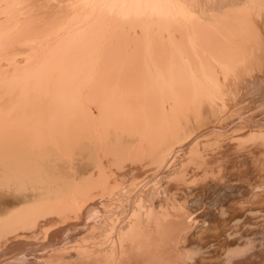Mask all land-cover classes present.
Returning <instances> with one entry per match:
<instances>
[{
  "label": "bare ground",
  "instance_id": "bare-ground-1",
  "mask_svg": "<svg viewBox=\"0 0 264 264\" xmlns=\"http://www.w3.org/2000/svg\"><path fill=\"white\" fill-rule=\"evenodd\" d=\"M263 78L264 0H0V264H264Z\"/></svg>",
  "mask_w": 264,
  "mask_h": 264
},
{
  "label": "rangeland",
  "instance_id": "rangeland-1",
  "mask_svg": "<svg viewBox=\"0 0 264 264\" xmlns=\"http://www.w3.org/2000/svg\"><path fill=\"white\" fill-rule=\"evenodd\" d=\"M72 17H73V19H72ZM72 17L69 18V16H68V17H66V19H67V18H69V19H67V20H66V19H65V20H62L61 22H70L69 20H71V22H75V20H74L75 15L72 16ZM73 20H74V21H73ZM89 23L92 24V22H84V23H83V22H80V25H81V26H79L78 21L75 22V25H76V26H75V29H76V30H75V38H79V39L82 38V39H83L85 36L88 35L87 30H89V29H88V25H90ZM85 24H86L87 26H86ZM77 26H79V27H77ZM82 27L86 29L85 32H84V31H83V33L80 32V33H82V34L84 35V37H83L82 35H80L79 32H77L79 28H80V29H83ZM76 33H78V34L76 35ZM84 33H86L87 35H85ZM79 36H80V37H79ZM11 61H12V60H11ZM8 62H10V61H9V60H8V61L6 60L5 63H8ZM263 81H264V78H263V80H262L261 82H263ZM260 85H261V84H260ZM260 87H261V89H263L262 92L264 93V86L261 85ZM252 90H253V91H251V94L253 95V94H254L253 92H255V89H252ZM262 92L259 94V96H258V94H256V93L254 94L255 97H257V98L260 97V98H258V99H259V102H261V103H257V104H255L254 106H251V109L249 108V110L245 111V113L243 112L242 115H240V116L242 117V119H245V120H250L249 117L252 116L253 119H254V120L252 121V124L255 125V126L264 125V113H263V112H264V111H263V110H264V108H263L264 105H262V102H263V104H264V98L261 97L262 95L264 96V94H263ZM257 98H254V99H257ZM262 99H263V100H262ZM261 100H262V101H261ZM260 104H261L262 106H261ZM240 106H242V105H240ZM256 106H257V108H255ZM258 106H259L260 108H258ZM238 107H239V106H238ZM252 107H253V108H252ZM254 109H255L256 112L254 111ZM261 109H262V110H261ZM260 111H261V112L263 111V112H262L263 115L261 114ZM229 113H230V112H228V114H229ZM250 113H251V114H250ZM255 113H256V115H258L259 117L261 116V118H258V116H256ZM259 113H260L261 115H260ZM247 114H248V115H247ZM233 115H234V116H233ZM244 115H245V116H244ZM246 115H247V116H246ZM253 115L256 116V117H254ZM231 116H232V117H231ZM237 116H238V114L231 113V114H229V115H227V116L225 117V119H224V121H223V124H222V125H224V126L227 125V126L225 127V129H223V130H225V132H226V131H232V130H234V129L236 128L237 124L239 123V120L236 119V118H238ZM244 117H245V118H244ZM252 117H251V120H252ZM227 118H228V120H227ZM231 118H232L233 120H235V119H236V120L233 121ZM255 118H256V119L258 118V120H255ZM230 119H231V120H230ZM229 120H230V121H229ZM232 121H233V122H232ZM231 122H232V123H231ZM255 122H256V124H254ZM257 122H258V123H257ZM229 123H230V124H229ZM235 123H236V124H235ZM228 124H229V125H228ZM229 128H230V130H229ZM206 135H207V133H205L204 136H206ZM182 158H184V156H182L181 158L178 159L179 162H181L180 160H182ZM179 162H178V163H179ZM174 163H175V161H174ZM174 163L170 162V164H168V165H170V166H169V167L167 166V168H168V170H170V172H171V171H174V170L176 169V164H174ZM176 163H177V161H176ZM172 164H174L175 166L172 165ZM171 165H172V166H171ZM174 167H175V168H174ZM167 168H166V169H167ZM166 169H165V170H166ZM170 172H169V173H170ZM152 173H154V172H151V173H149L148 175H151ZM163 174H165V173H163ZM170 174H171V173H170ZM163 176H164V175H163ZM170 179L172 180V178H171L170 175L168 174L167 177H164V179H163V183H165L167 180H170ZM173 179H174V178H173ZM259 182H260V181H259ZM210 183H211V182H210ZM226 185H227V184H226ZM229 185H231V184H229ZM222 186H223V185H222ZM232 186H233V185H232ZM232 186H229V187H232ZM252 186L255 187V183L252 184L251 187H252ZM229 187H228V185H227L226 188H229ZM163 193H164V189H163ZM134 195H136V193H135ZM134 195H133V196H134ZM158 198H159V200H157ZM122 201H123V200H122ZM122 201H121V203H122ZM163 201H164V202H167V196L165 197V195H163V196L160 195V196L156 197L155 199H153V201H152L151 203H152V204H153V203H157V204L159 205V204H162ZM121 203L117 204V205L119 206L118 209H117V205H116V207H114L115 204H114V202H113V206L111 207L110 210L113 211L112 209H114V210L116 211V209L119 210V209L121 208V210H123V212H124V209H126V208H127V209H130V208H131V204L129 203V206H130V207H129V206H128V203H127L126 200H124V202H123L122 204H121ZM120 204H121V207H120ZM123 204L125 205L126 208L124 207ZM252 204H253V203H252ZM252 204L250 203V206H251V207H257L256 204H253V206H252ZM109 205H110V204H109ZM122 205H123L124 208H122ZM126 205H127V206H126ZM199 209H200V210H199ZM199 209L197 210V211H198L197 213L194 212V213H196V214H194V215H196V216L193 217V213H192V214H189L187 217H184V218H183V223H181V224H179V225L177 226L176 230H177V233H178V234H176V239H177V240H175V241L177 242V245H179V243L181 242V240H182L183 236L186 234V232L192 230L193 228L203 226V223L205 222L204 220L207 219V216H206V213H207L206 211H207V209H206L205 211H203V210L205 209L204 207H203V208L201 207V208H199ZM101 211H102V213H103V216H101V217H102V220H103V219H104V216L106 217V214H107L109 211H108V210L106 211V210H103V209H101ZM103 211H105V213H104ZM111 211H110V213H111ZM200 211H202L203 213L200 212ZM113 212H114V211H113ZM199 212H200V213H199ZM204 212H205V213H204ZM110 213H108L110 216H109L108 214H107V215H108L109 217H112V215H111ZM116 213H118V212L116 211L115 214H116ZM247 213H248V212H247ZM249 213H250V212H249ZM249 213H248V215H247V214H246V215H245V214L242 215L241 217H239L240 219H239V218H236V219H237L236 222H235V220H236V219H235V220L233 221V223H232V221H225V222L221 223V226H220L219 231L223 234L222 236H227V235L231 234V232H232L231 229H233V231L236 230L237 227H236V226L233 227V225H234L235 223H238V222H239V224H240L241 222L245 221V220L247 219V217L250 215ZM92 214L95 215V213H92ZM92 214H91V216H94V215H92ZM197 214H198V215H197ZM101 215H102V214H101ZM255 215H256V213H255L253 216L251 215L253 218L249 221L250 223L247 224L248 227H250V228H255L256 226H258V223H259L260 221L262 222V221L264 220V216H262L260 213L257 215V218H256ZM84 216H85V215H84ZM88 216H89V215L86 214L85 217H88ZM190 216H191L192 220L194 219L193 222H192L191 219H190L191 221L189 220V217H190ZM101 217H100V216H97V218H96V215H95V217H91V221H90V218H88V220H87V219H86V220L89 221V222H91V223H92V222L94 223V222H97V221H98L97 219H99V218H101ZM109 217H107V218H109ZM175 217H176V218H175ZM244 217H245V218H244ZM107 218H105L106 221H105V219H104L103 221L100 220V222L98 221V223L101 224V225H99V226H102V225L105 226V225H106V226L104 227V231H105V230L108 231V232H107L108 235L110 234L109 231L111 232V234L113 233V235H115L114 232H112V228H110V227L113 226V224H112ZM205 218H206V219H205ZM94 219H95V221H94ZM171 219H172V220H176L177 222H181V221H178V220H177L178 217H177L176 215L173 216V214L171 215ZM241 219H242V220H241ZM261 219H262V220H261ZM86 220H85V221H86ZM195 220H197V221H195ZM240 220H241V221H240ZM253 220H255V221H253ZM87 221H86L85 223H87ZM101 221H102L104 224H102ZM104 221H105V222H104ZM187 221H188L189 223H188ZM194 221L197 222V223H194ZM108 222H109L111 225H109ZM234 222H235V223H234ZM106 223H107L110 227L107 226ZM189 224H190V226L192 225V227H190ZM249 224H250V226H249ZM251 225H253V227H251ZM107 227H108V228H107ZM113 227H114V226H113ZM188 227H189V228H188ZM187 228H188V229H187ZM102 229H103V227H102ZM181 229H182V230H181ZM186 230H187V231H186ZM106 231H105V233H106ZM228 231H229L230 233H229ZM115 232H116V234H117V233H118V229H117ZM183 232H184V233H183ZM107 234H105V237H107L106 239H107V241H108V239H110L111 237H109ZM106 235H107V236H106ZM177 235H178V236H177ZM181 235H182V238H181ZM179 237H180V238H179ZM221 238H223V237H221ZM106 239H103V240H104V241H103V242H104V245L100 242V244H101L102 246H101L100 244H99L100 246H99V245H98V246H99V247H103V248H105V247H107V244H108V246H109L108 248L111 247L109 250H112L113 246H111V245H112V244L114 245V242H111V243H110L111 239L109 240V242H105ZM74 243H75V242H74ZM71 244H72V243H71ZM77 244L80 245V246H79V247H76ZM105 244H106V246H105ZM69 245H70V243L68 244V246H67V243H66V244L64 245L65 247L67 246V247H66V250L64 249L65 247L62 246V247L60 248L61 251H67V250L71 251V249H73L75 245H76V246H75V250L78 249V248L81 250V247L83 246V245H81V244H79V243L72 244V245H70L71 247H69ZM62 248H63V249H62ZM108 248H106V249H108ZM79 249H78V250H79ZM71 254H72V253H71ZM72 255H74V252H73ZM72 255L68 254V255H66L67 257H65V256H64V257L68 259V262L72 263L74 260L77 259V258H75V257H76V256L78 257L77 254H75V257H73ZM81 255H83V254H81ZM29 256H30V255H29ZM71 256H72V257H71ZM30 257H32V256H30ZM30 257H29L28 259H30V262H32L31 264H35V263H36V264H37V263H38V264H41V263H42V262H38V260H37L36 258H35V260H36V262H35L34 259H32V258H34V257H32V258H30ZM68 257H70V258H68ZM72 258H73V261H72ZM26 259H27V258L25 257V260H26ZM31 259H32V260H31ZM23 260H24V258H23L22 260H20V261L23 262ZM25 260H24V261H25ZM20 261H19V263H21ZM66 262H67V261H66ZM42 264H44V263H42ZM54 264H55V263H54Z\"/></svg>",
  "mask_w": 264,
  "mask_h": 264
}]
</instances>
